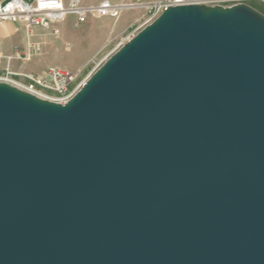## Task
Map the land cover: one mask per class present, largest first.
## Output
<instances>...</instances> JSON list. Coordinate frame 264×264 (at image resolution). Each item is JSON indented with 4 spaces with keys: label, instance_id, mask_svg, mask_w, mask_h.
Segmentation results:
<instances>
[{
    "label": "water",
    "instance_id": "95a60500",
    "mask_svg": "<svg viewBox=\"0 0 264 264\" xmlns=\"http://www.w3.org/2000/svg\"><path fill=\"white\" fill-rule=\"evenodd\" d=\"M0 264H264V13L169 6L64 104L0 81Z\"/></svg>",
    "mask_w": 264,
    "mask_h": 264
},
{
    "label": "built area",
    "instance_id": "2783aa9c",
    "mask_svg": "<svg viewBox=\"0 0 264 264\" xmlns=\"http://www.w3.org/2000/svg\"><path fill=\"white\" fill-rule=\"evenodd\" d=\"M128 1L101 0L97 5L86 6L76 2L67 4L64 0H0V21L19 23L31 32L35 27H50L65 21L69 15L75 17L74 27L80 28L90 16L119 19L121 13L128 7L138 5L144 7L145 23L149 24L156 19L165 9L172 5L187 3H203L216 5L219 0H134ZM264 3V0H260ZM33 49L39 51L38 44H33ZM30 53L26 52L24 59H29ZM2 56L0 54V61ZM11 74V72H8ZM27 83L18 87L39 97H44L40 89L53 90L55 98L49 100L66 103L79 88L75 87L77 74L71 69L52 66L46 71V76L24 75Z\"/></svg>",
    "mask_w": 264,
    "mask_h": 264
},
{
    "label": "crops",
    "instance_id": "0c3cea01",
    "mask_svg": "<svg viewBox=\"0 0 264 264\" xmlns=\"http://www.w3.org/2000/svg\"><path fill=\"white\" fill-rule=\"evenodd\" d=\"M68 5L74 2L93 6L97 5L101 0H64ZM123 1V0H114ZM218 4L232 5L238 2L247 3L257 10L264 13V3L260 0H219ZM143 7V6H142ZM144 9V7H143ZM70 15L65 21L51 25L50 27H35L31 32H28L21 24L9 21H0V54L2 59L0 61V81L7 82L15 86L27 83V78L24 75H38L46 76V71L52 66H61L68 69L60 58L52 56L51 54H41L42 45L52 54H62L68 52L69 48L66 43L77 37L79 33L74 30L75 17H72L69 23ZM97 18V17H91ZM95 21L91 20L87 28H92ZM44 33V36H41ZM77 35V36H76ZM42 37V38H41ZM71 37V38H70ZM38 40V41H37ZM33 44H38L40 49L36 51L33 49ZM26 52L30 53L29 59H24ZM73 68L78 66L77 63L72 65ZM72 70V69H71ZM11 72V74H8Z\"/></svg>",
    "mask_w": 264,
    "mask_h": 264
},
{
    "label": "rangeland",
    "instance_id": "374dc122",
    "mask_svg": "<svg viewBox=\"0 0 264 264\" xmlns=\"http://www.w3.org/2000/svg\"><path fill=\"white\" fill-rule=\"evenodd\" d=\"M126 1L130 4L135 2L134 0ZM144 13L142 6L134 5L125 9L117 20L110 17L91 18L92 16H90L86 23L74 30L79 35L66 43V47L69 48L68 52L52 54L42 45L41 54L49 53L60 58L65 66L77 74L75 87L80 89L111 55L147 25ZM72 17L74 16L70 15L69 23ZM91 20L95 21V25L92 28H87ZM41 36H44V33ZM74 63H77L78 66L73 68L70 65ZM0 76L3 74L0 73ZM40 92L48 98L47 100L56 97L53 90L40 89Z\"/></svg>",
    "mask_w": 264,
    "mask_h": 264
}]
</instances>
